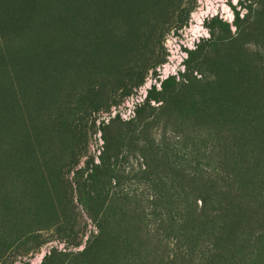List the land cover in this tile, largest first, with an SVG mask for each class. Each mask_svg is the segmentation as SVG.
Wrapping results in <instances>:
<instances>
[{
  "label": "rangeland",
  "instance_id": "1",
  "mask_svg": "<svg viewBox=\"0 0 264 264\" xmlns=\"http://www.w3.org/2000/svg\"><path fill=\"white\" fill-rule=\"evenodd\" d=\"M27 263L264 264V0H0V264Z\"/></svg>",
  "mask_w": 264,
  "mask_h": 264
},
{
  "label": "trees",
  "instance_id": "2",
  "mask_svg": "<svg viewBox=\"0 0 264 264\" xmlns=\"http://www.w3.org/2000/svg\"><path fill=\"white\" fill-rule=\"evenodd\" d=\"M236 13V17H237V19H238V17H239V15H238V12L236 11L235 12ZM219 23H222V21H220L219 20ZM175 82H174V80H172V79H167L166 81H164V86H166L167 84L168 85H171V84H174ZM6 93V92H5ZM105 137V136H104ZM100 232V231H99ZM97 233H98V231H97ZM98 236H100V233H99V235H97V236H95V238H97ZM98 240V239H97ZM27 264H29V263H27Z\"/></svg>",
  "mask_w": 264,
  "mask_h": 264
}]
</instances>
